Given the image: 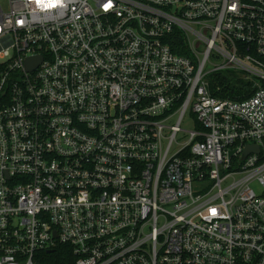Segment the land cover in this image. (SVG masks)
Listing matches in <instances>:
<instances>
[{
  "label": "built area",
  "instance_id": "2783aa9c",
  "mask_svg": "<svg viewBox=\"0 0 264 264\" xmlns=\"http://www.w3.org/2000/svg\"><path fill=\"white\" fill-rule=\"evenodd\" d=\"M56 261L264 264V0H0V264Z\"/></svg>",
  "mask_w": 264,
  "mask_h": 264
},
{
  "label": "trees",
  "instance_id": "16d2710c",
  "mask_svg": "<svg viewBox=\"0 0 264 264\" xmlns=\"http://www.w3.org/2000/svg\"><path fill=\"white\" fill-rule=\"evenodd\" d=\"M215 78L216 79L214 83L216 85H221L224 87L222 92V97L235 99L237 98V96L243 93L241 92L242 89L246 91V87H245L246 84L238 76H236V74H234L231 71H226L221 74H217ZM211 89L215 93L214 85ZM54 264H65V263L56 261Z\"/></svg>",
  "mask_w": 264,
  "mask_h": 264
},
{
  "label": "rangeland",
  "instance_id": "374dc122",
  "mask_svg": "<svg viewBox=\"0 0 264 264\" xmlns=\"http://www.w3.org/2000/svg\"><path fill=\"white\" fill-rule=\"evenodd\" d=\"M183 129L191 130L192 129V123L189 120H185L182 124ZM181 140V137H179Z\"/></svg>",
  "mask_w": 264,
  "mask_h": 264
},
{
  "label": "water",
  "instance_id": "95a60500",
  "mask_svg": "<svg viewBox=\"0 0 264 264\" xmlns=\"http://www.w3.org/2000/svg\"><path fill=\"white\" fill-rule=\"evenodd\" d=\"M251 149H252L251 147L247 148V150H246V152H245L244 156H246V155H247V153H248V152H249ZM255 151H257V150L255 149Z\"/></svg>",
  "mask_w": 264,
  "mask_h": 264
}]
</instances>
